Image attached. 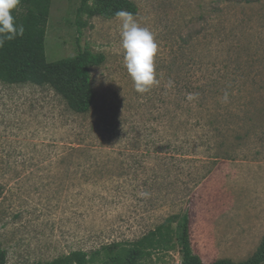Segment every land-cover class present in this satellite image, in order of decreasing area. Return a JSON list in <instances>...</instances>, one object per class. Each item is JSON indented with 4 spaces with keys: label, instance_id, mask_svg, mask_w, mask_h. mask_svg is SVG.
Instances as JSON below:
<instances>
[{
    "label": "rangeland",
    "instance_id": "1",
    "mask_svg": "<svg viewBox=\"0 0 264 264\" xmlns=\"http://www.w3.org/2000/svg\"><path fill=\"white\" fill-rule=\"evenodd\" d=\"M131 1L158 43L150 91L138 93L127 72L120 20L86 10L81 46L105 56L92 69L88 113L49 85L0 79L7 264L76 251L105 264L184 209L206 264L244 262L264 239V0ZM80 5L51 1L47 62L77 55ZM166 235L171 242L142 264L181 263Z\"/></svg>",
    "mask_w": 264,
    "mask_h": 264
},
{
    "label": "trees",
    "instance_id": "2",
    "mask_svg": "<svg viewBox=\"0 0 264 264\" xmlns=\"http://www.w3.org/2000/svg\"><path fill=\"white\" fill-rule=\"evenodd\" d=\"M52 0H20L12 12L17 24L23 25V36L5 41L0 47V79L10 84L31 83L37 86L49 85L58 93L68 107L77 114L90 111L95 95L92 88V69L105 62V56L94 53L88 46L82 47L83 31L88 22L82 18L86 10L88 19L102 17L117 18L118 10L137 14L138 8L131 0H81L77 9L75 27L77 32V55L55 62L45 59L47 25ZM91 5L86 8L87 3ZM172 225L176 227L173 229ZM191 216L188 209L167 218L164 224L135 242L133 248L123 256L110 257L105 264H142L153 252H161L171 240L166 232L174 234L180 249V264H206L192 248ZM85 252L76 251L49 264H91ZM0 264H7V254L0 249ZM210 264H264V239L256 253L248 260L235 263L229 259L216 260Z\"/></svg>",
    "mask_w": 264,
    "mask_h": 264
},
{
    "label": "clouds",
    "instance_id": "3",
    "mask_svg": "<svg viewBox=\"0 0 264 264\" xmlns=\"http://www.w3.org/2000/svg\"><path fill=\"white\" fill-rule=\"evenodd\" d=\"M19 4L20 0H0V47H3L6 40L10 41L24 34L23 25L17 24L12 15ZM115 15L121 22L125 67L134 82L135 90L141 94L146 93L159 83L155 64L158 43L152 31L140 26L133 13L118 10Z\"/></svg>",
    "mask_w": 264,
    "mask_h": 264
}]
</instances>
